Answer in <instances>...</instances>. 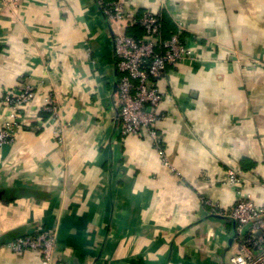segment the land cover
Returning <instances> with one entry per match:
<instances>
[{
  "label": "crops",
  "instance_id": "crops-1",
  "mask_svg": "<svg viewBox=\"0 0 264 264\" xmlns=\"http://www.w3.org/2000/svg\"><path fill=\"white\" fill-rule=\"evenodd\" d=\"M126 7L161 13L164 35L180 21L194 51L159 82L173 99L156 124L170 166L146 133L119 134L115 24L94 0H0V123L6 89H35L0 147V187L14 189L0 201V237L54 231V255L68 264H231L236 222L225 213L236 192L226 170L264 199V0ZM0 264L45 263L0 243Z\"/></svg>",
  "mask_w": 264,
  "mask_h": 264
},
{
  "label": "built area",
  "instance_id": "built-area-1",
  "mask_svg": "<svg viewBox=\"0 0 264 264\" xmlns=\"http://www.w3.org/2000/svg\"><path fill=\"white\" fill-rule=\"evenodd\" d=\"M17 6L20 0H7ZM129 0H94L105 19L115 24L113 45L118 78L114 106L118 112V130L122 137L146 133L162 159L169 165L161 145L162 138L157 122L166 117L163 105L172 102V96L161 88L159 82L169 67L184 59H193L194 51L185 37L184 26L179 21L175 30L164 35L162 16L151 9L127 8ZM140 28V34L127 33L128 28ZM33 85L25 83L18 89H6L2 105L6 118L0 123V147L12 142L23 109L34 97ZM45 109L54 116L58 107L51 100ZM170 166V165H169ZM225 180L235 187L236 199L230 212H223L208 197L201 201L211 213L228 215L236 222L237 249L230 257L231 264H264V241L258 233L264 230V199L255 201L244 191L239 170L229 168ZM57 237L54 231L38 230L17 236L7 243L12 251L32 249L38 251L45 264H68L54 255Z\"/></svg>",
  "mask_w": 264,
  "mask_h": 264
},
{
  "label": "water",
  "instance_id": "water-1",
  "mask_svg": "<svg viewBox=\"0 0 264 264\" xmlns=\"http://www.w3.org/2000/svg\"><path fill=\"white\" fill-rule=\"evenodd\" d=\"M115 86H116V83H115ZM13 195H14V189L13 188L0 187V201L12 198ZM9 240L10 239L7 237V235L0 237V243H2V244L9 242ZM230 240H232V238Z\"/></svg>",
  "mask_w": 264,
  "mask_h": 264
},
{
  "label": "trees",
  "instance_id": "trees-1",
  "mask_svg": "<svg viewBox=\"0 0 264 264\" xmlns=\"http://www.w3.org/2000/svg\"><path fill=\"white\" fill-rule=\"evenodd\" d=\"M139 32H141L139 27L127 31V33H130V34H136V35L139 34ZM165 35H166V34H165ZM166 36H168V35H166ZM10 240H12V239H10ZM10 240H9V241H10ZM6 243H8V242H6Z\"/></svg>",
  "mask_w": 264,
  "mask_h": 264
}]
</instances>
